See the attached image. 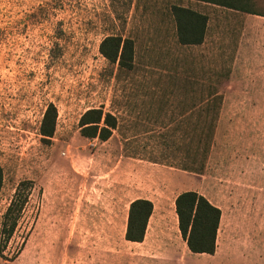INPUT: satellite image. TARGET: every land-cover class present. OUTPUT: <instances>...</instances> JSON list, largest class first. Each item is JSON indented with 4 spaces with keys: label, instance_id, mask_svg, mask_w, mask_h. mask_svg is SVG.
<instances>
[{
    "label": "rangeland",
    "instance_id": "rangeland-1",
    "mask_svg": "<svg viewBox=\"0 0 264 264\" xmlns=\"http://www.w3.org/2000/svg\"><path fill=\"white\" fill-rule=\"evenodd\" d=\"M175 6L209 16L204 44L180 45ZM111 36L134 41L132 72L101 55ZM263 39L264 17L194 0H0V229L20 183H33L0 264H245L261 225L264 127L244 111V80ZM211 93L223 96L212 147L205 170L188 172L186 133L199 119L184 113ZM50 104L56 132L43 142ZM92 108L121 122L107 142L81 135ZM187 191L222 211L213 256L181 237L175 200ZM137 199L154 214L144 242L130 243Z\"/></svg>",
    "mask_w": 264,
    "mask_h": 264
},
{
    "label": "trees",
    "instance_id": "trees-1",
    "mask_svg": "<svg viewBox=\"0 0 264 264\" xmlns=\"http://www.w3.org/2000/svg\"><path fill=\"white\" fill-rule=\"evenodd\" d=\"M216 5L238 12L258 15L253 0H194ZM178 42L182 46H199L204 44L209 29V16L190 8L173 7ZM101 55L120 72H132L135 68V43L132 39L118 36L106 38L100 46ZM223 96L218 93L201 99V105L190 108L184 113L191 121L186 133L187 163L182 169L192 173L205 170L208 154L215 136V128L219 119L220 105ZM58 110L50 104L44 114L40 135L43 142L54 138L57 126ZM121 128L119 118L105 112L103 108H92L85 112L80 120L81 135L87 139H98L102 142L110 140ZM4 184V170L0 166V194ZM32 181H23L17 188L10 203L0 229V256L4 254L14 238L24 210L29 202ZM175 212L178 228L188 250L196 255L213 256L217 250V236L221 225L222 211L209 199L195 191L181 193L175 200ZM154 214V204L148 199H137L131 202L128 211L125 239L130 243H142L145 240L150 220Z\"/></svg>",
    "mask_w": 264,
    "mask_h": 264
},
{
    "label": "crops",
    "instance_id": "crops-1",
    "mask_svg": "<svg viewBox=\"0 0 264 264\" xmlns=\"http://www.w3.org/2000/svg\"><path fill=\"white\" fill-rule=\"evenodd\" d=\"M260 66H246L245 75V102L246 113H260V118L254 120L256 126L264 127V39L261 41ZM259 69V70H258ZM257 122L258 125H257ZM261 225L260 229L252 233L245 241V264H264V167L261 169Z\"/></svg>",
    "mask_w": 264,
    "mask_h": 264
}]
</instances>
